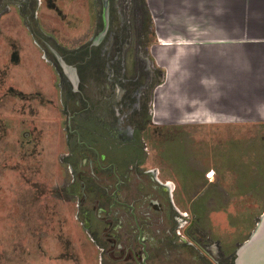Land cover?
I'll return each instance as SVG.
<instances>
[{"label": "rangeland", "instance_id": "1", "mask_svg": "<svg viewBox=\"0 0 264 264\" xmlns=\"http://www.w3.org/2000/svg\"><path fill=\"white\" fill-rule=\"evenodd\" d=\"M144 1L110 0L109 31L95 44L103 28L102 0H0V264H102L106 259L93 233L102 225L93 216L88 221L84 212L93 206L90 199L84 201L78 179L84 176L87 191L95 181L88 163L95 155L83 141L94 142L101 150L124 142L105 126L117 117L118 96L128 100L120 108L121 115L127 113L124 127L137 128V141L144 144V170L155 169L173 187L179 175H190L191 196L212 192L206 222L219 238L244 239L256 228L264 213V193L261 197L252 193L255 187L264 191V152L260 168L255 169L258 182L249 179L252 170L243 159L256 155L245 150L246 142L256 141L264 148V136L254 141L242 135L228 139L224 132L188 135L161 122L152 102L162 72L145 58L154 38ZM52 48L79 69L81 91L92 97L98 92L113 94L116 100L96 98L99 106L92 102V110L85 114L88 119L82 117L77 111L87 105L73 90ZM132 50L137 54L130 67ZM117 73L127 77L119 92ZM111 75L113 81L108 79ZM76 100L81 103L76 105ZM100 116L104 117L97 120ZM85 123L91 129L87 133ZM190 139L212 144L194 153L199 158L213 155L209 164L214 168H207L212 185H205L206 168H197L198 160H193L194 167H177L178 172L171 165V161L183 165V146ZM223 145H236L238 151L223 152ZM123 151L126 158L131 149ZM115 154L123 157L121 149ZM222 156L229 166L220 164ZM178 185L183 189L182 183Z\"/></svg>", "mask_w": 264, "mask_h": 264}, {"label": "crops", "instance_id": "2", "mask_svg": "<svg viewBox=\"0 0 264 264\" xmlns=\"http://www.w3.org/2000/svg\"><path fill=\"white\" fill-rule=\"evenodd\" d=\"M144 2L154 38L148 54L152 64L162 72L153 102L156 108L153 112L161 122L173 124L188 135L225 134L228 139L236 135L252 136L254 141L261 139L264 136V0ZM160 103L164 106H159ZM255 142H246L245 150L255 151L256 155H247L243 161L252 170L249 179L258 182L255 173L259 171L264 148ZM209 145L191 139L184 143L183 165L186 162L193 165V160H198L197 168H214L209 164L213 155L204 154L201 158L194 155L201 152V146L204 150ZM213 148L217 150L218 145ZM231 149L238 151L236 145L232 148L223 145V152ZM223 159L222 156L220 164L229 166ZM173 165L176 167L177 163ZM242 181L238 182L242 184ZM258 189L255 187L252 194L261 197L264 191Z\"/></svg>", "mask_w": 264, "mask_h": 264}, {"label": "flooded vegetation", "instance_id": "3", "mask_svg": "<svg viewBox=\"0 0 264 264\" xmlns=\"http://www.w3.org/2000/svg\"><path fill=\"white\" fill-rule=\"evenodd\" d=\"M135 54L137 53L134 50L128 54L130 67L135 65L132 59ZM145 58L150 60V56ZM78 74L80 85L79 69ZM125 74L127 75L126 72ZM112 76L108 78L109 81L116 77L120 79L116 80L119 92V84L121 85L127 77H121L118 73L115 78ZM159 83L160 81L157 85ZM73 90L80 92L82 101L87 105L85 109L77 111L85 119H88L85 114L92 110V102L95 101L96 106H99L96 98L116 100L113 94L100 96L98 92L92 97L79 88L75 90L73 87ZM121 100L122 97L118 96V102L114 105V114L117 116L115 121L111 120L105 126L119 141L124 142L118 146L110 145L106 150H101L100 146H95L94 142L91 144L89 140L82 142V145L91 149L95 155V158L88 159L93 168L91 174L95 180L94 184H91L87 191L84 176L79 175L78 182L82 186L84 201L90 199L88 203L93 206L85 209L88 221L90 222L93 216L95 221L102 225V229L93 230L94 235H98L97 239L102 243L106 256L102 264H235L238 249L249 235L244 239L226 241L211 231L206 222V203L212 192L206 191L200 196H191V187L188 186L190 175L178 176L177 182L182 183L183 187L180 189L178 183L173 187L170 181L163 180L156 174L155 169L144 170L141 167L144 144L137 141V128L130 125L124 127V115L127 113L122 112L121 115L120 108L128 104V100ZM80 103V100L75 102L76 105ZM100 105L104 106L102 103ZM75 116L76 113L69 116L70 120ZM103 117L96 119L102 120ZM84 126L86 133L91 131L86 123ZM78 136H81L79 131ZM119 149L122 150L123 157L116 156L115 152ZM125 149H131L126 158L123 151ZM134 155H137L135 159ZM171 164L174 167L172 161ZM177 167L180 166L174 167L178 172ZM184 167L194 166L188 164ZM209 172L210 169L206 168L203 176L206 179L205 185L214 182L209 178ZM214 174L213 170L211 175ZM178 195L183 198H178ZM202 197L203 202H198ZM87 228L91 226L87 225Z\"/></svg>", "mask_w": 264, "mask_h": 264}, {"label": "water", "instance_id": "4", "mask_svg": "<svg viewBox=\"0 0 264 264\" xmlns=\"http://www.w3.org/2000/svg\"><path fill=\"white\" fill-rule=\"evenodd\" d=\"M102 2L103 28L95 38L96 44L106 36L110 27V0H102ZM53 52L72 82L74 89L77 90L80 81L77 67L68 64L55 49ZM235 264H264V213L250 237L238 249Z\"/></svg>", "mask_w": 264, "mask_h": 264}, {"label": "bare ground", "instance_id": "5", "mask_svg": "<svg viewBox=\"0 0 264 264\" xmlns=\"http://www.w3.org/2000/svg\"><path fill=\"white\" fill-rule=\"evenodd\" d=\"M211 175V174H210Z\"/></svg>", "mask_w": 264, "mask_h": 264}]
</instances>
